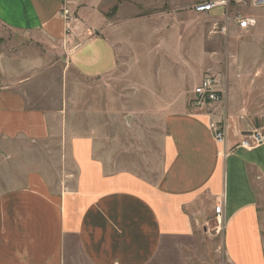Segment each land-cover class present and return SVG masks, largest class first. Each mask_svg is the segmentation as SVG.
Wrapping results in <instances>:
<instances>
[{
    "label": "crops",
    "instance_id": "1",
    "mask_svg": "<svg viewBox=\"0 0 264 264\" xmlns=\"http://www.w3.org/2000/svg\"><path fill=\"white\" fill-rule=\"evenodd\" d=\"M86 1L70 0L79 18L66 36L63 0H0V26L15 36L0 34V139L45 140L56 133V120L65 122V110L29 102L25 89L42 67L62 63L90 79L117 70L124 43L118 33L140 19L120 10L102 14ZM248 16L257 24L261 14ZM233 22L228 32L237 28ZM186 93L169 103L180 104L164 118L163 166L153 182L106 174L80 136L69 139L79 169L74 188L53 191L38 171L14 188L0 181V264H208L192 260L217 207L227 262L264 264V143L238 145L247 129L236 124L231 104L225 138L216 141L209 124L224 118L222 106L193 109Z\"/></svg>",
    "mask_w": 264,
    "mask_h": 264
},
{
    "label": "rangeland",
    "instance_id": "2",
    "mask_svg": "<svg viewBox=\"0 0 264 264\" xmlns=\"http://www.w3.org/2000/svg\"><path fill=\"white\" fill-rule=\"evenodd\" d=\"M88 1L83 5L102 14L120 10L123 17L140 19L118 33L124 37L119 66L95 79L84 78L62 63L40 69L25 89L29 102L47 110H65V122L56 120L52 125L56 133L45 140L0 139V181H6L2 187L20 186L27 172L38 171L53 191L74 188L79 169L69 150L71 136L87 141L91 160L103 165L106 174L120 171L155 181L163 166L164 118L180 104L169 103L184 101L187 91L191 107V89L206 75L216 79L222 101L205 107L222 106L224 111V118L211 121L224 126L225 108L231 104L236 124L242 123L246 132L258 129L264 134V6H231V17L224 21L222 8L195 13L193 5L202 0ZM235 12L261 16L248 31L233 28L234 33H222L213 26L215 21H235ZM0 34L8 41L15 38L1 26ZM39 51L45 53L42 47ZM260 203L264 235V196ZM217 225L214 217L204 224L199 256L192 261L229 264Z\"/></svg>",
    "mask_w": 264,
    "mask_h": 264
},
{
    "label": "built area",
    "instance_id": "3",
    "mask_svg": "<svg viewBox=\"0 0 264 264\" xmlns=\"http://www.w3.org/2000/svg\"><path fill=\"white\" fill-rule=\"evenodd\" d=\"M70 0H63L60 8V17L64 21L65 35L72 34L77 21V17L69 7ZM251 3L253 6H264V0H202L195 3L192 7L193 11L198 14H209L212 10L222 8L224 9V21L228 20L229 7L239 4ZM236 26L240 31H248L256 25V19L253 16L242 15L235 12L233 15ZM222 33L228 32L227 22L223 24H214ZM222 101L221 90L218 89L217 81L211 76L206 75L202 80L193 87L190 105L193 109H200L211 103H219ZM221 121H210V129L216 141L222 142L225 138V125ZM264 143V134L258 129H254L244 133L238 142L239 146L244 148H252ZM221 207L216 208V221L220 224L219 216ZM217 225V226H218ZM219 227V226H218Z\"/></svg>",
    "mask_w": 264,
    "mask_h": 264
}]
</instances>
